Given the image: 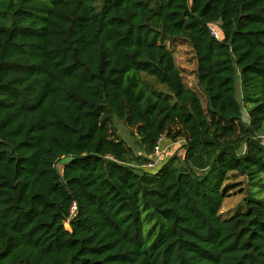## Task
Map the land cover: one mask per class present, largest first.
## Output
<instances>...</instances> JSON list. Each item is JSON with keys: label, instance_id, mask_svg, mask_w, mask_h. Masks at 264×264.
Here are the masks:
<instances>
[{"label": "trees", "instance_id": "trees-1", "mask_svg": "<svg viewBox=\"0 0 264 264\" xmlns=\"http://www.w3.org/2000/svg\"><path fill=\"white\" fill-rule=\"evenodd\" d=\"M161 137L183 158L136 168ZM231 174L264 178V0H0V264H264V204L221 219Z\"/></svg>", "mask_w": 264, "mask_h": 264}, {"label": "rangeland", "instance_id": "rangeland-1", "mask_svg": "<svg viewBox=\"0 0 264 264\" xmlns=\"http://www.w3.org/2000/svg\"><path fill=\"white\" fill-rule=\"evenodd\" d=\"M165 47L173 54L176 66L180 70L185 86L198 95L203 108L206 110L207 99L197 85V60L190 43L184 39L169 40L165 42ZM149 81L154 90L160 92L164 96H169L165 87L157 85L152 78H150ZM238 90L240 91L239 86ZM238 97L241 100L240 92ZM252 106H247L246 110H249ZM246 110L244 109L243 111L245 119L247 118ZM114 122V126L116 128V132H113L114 136H118L120 139L125 141L129 147H132L137 152L138 149L135 145L136 138L131 137L129 129L126 128L119 120H114ZM175 150V154L178 158H183L184 150L182 148ZM69 162V158L62 159L57 165L59 171L62 172L64 166ZM225 189H229V194L225 200L224 208L222 210L221 219L223 221L229 220L237 214H245L248 212L249 207L246 203L247 199L259 201L264 204V178L261 181L250 183L246 178L231 174L228 182L226 183ZM140 208L144 222L145 246L146 248H149L158 236L161 221L158 220V217L154 214L153 209L147 207L142 200L140 201Z\"/></svg>", "mask_w": 264, "mask_h": 264}, {"label": "built area", "instance_id": "built-area-1", "mask_svg": "<svg viewBox=\"0 0 264 264\" xmlns=\"http://www.w3.org/2000/svg\"><path fill=\"white\" fill-rule=\"evenodd\" d=\"M209 31L216 39H220L218 31L216 30L214 25L209 26ZM181 144L182 141L167 142L164 137L159 138L151 156V161L140 167L137 166L136 168H142L151 171L159 170L166 160L167 155L171 153L172 150L177 149V147H179ZM75 209L76 207L73 206V211Z\"/></svg>", "mask_w": 264, "mask_h": 264}, {"label": "crops", "instance_id": "crops-1", "mask_svg": "<svg viewBox=\"0 0 264 264\" xmlns=\"http://www.w3.org/2000/svg\"><path fill=\"white\" fill-rule=\"evenodd\" d=\"M180 148V146L179 147H177V149H179Z\"/></svg>", "mask_w": 264, "mask_h": 264}]
</instances>
